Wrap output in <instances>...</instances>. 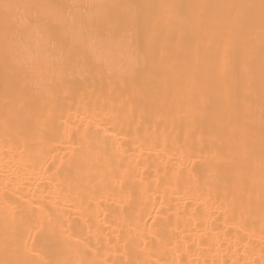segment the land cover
Instances as JSON below:
<instances>
[{"label":"bare ground","instance_id":"1","mask_svg":"<svg viewBox=\"0 0 264 264\" xmlns=\"http://www.w3.org/2000/svg\"><path fill=\"white\" fill-rule=\"evenodd\" d=\"M0 264H264V0H0Z\"/></svg>","mask_w":264,"mask_h":264},{"label":"snow or ice","instance_id":"2","mask_svg":"<svg viewBox=\"0 0 264 264\" xmlns=\"http://www.w3.org/2000/svg\"><path fill=\"white\" fill-rule=\"evenodd\" d=\"M6 7H7V5H6Z\"/></svg>","mask_w":264,"mask_h":264}]
</instances>
